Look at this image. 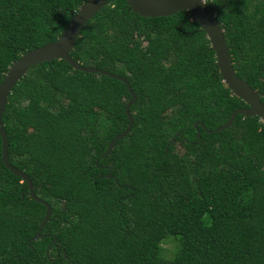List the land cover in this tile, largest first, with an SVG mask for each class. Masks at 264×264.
Returning <instances> with one entry per match:
<instances>
[{
  "label": "trees",
  "instance_id": "16d2710c",
  "mask_svg": "<svg viewBox=\"0 0 264 264\" xmlns=\"http://www.w3.org/2000/svg\"><path fill=\"white\" fill-rule=\"evenodd\" d=\"M206 1L237 75L264 103V0ZM86 2L0 0V84ZM70 55L129 81L134 125L102 157L129 126L126 84L64 60L27 72L3 115L9 160L53 212L33 240L46 207L2 162L0 135V264H264V122L239 114L221 132L195 128L248 106L189 13L143 18L110 0Z\"/></svg>",
  "mask_w": 264,
  "mask_h": 264
},
{
  "label": "water",
  "instance_id": "95a60500",
  "mask_svg": "<svg viewBox=\"0 0 264 264\" xmlns=\"http://www.w3.org/2000/svg\"><path fill=\"white\" fill-rule=\"evenodd\" d=\"M109 2L110 0H87V2L73 14L67 28L58 40L45 46L35 48L22 55L20 59L12 65L0 84V135L2 137V162L14 175L20 177L28 184L31 198L46 207L45 217L39 227L36 237L33 239L35 241L42 238V231L49 222L53 210L48 202L35 194L34 185L30 177L24 171L14 167L9 160V141L3 124V115L8 105V98L18 82L31 68L41 63L54 60H64L74 69L84 73L106 75L110 78L122 81L126 84L132 96L126 107L129 126L121 135L116 136L111 141L107 151L102 155V157L108 156L112 152L116 142L126 137L134 125L131 107L137 101V94L132 90L129 81L125 77L104 69L82 65L76 62L71 57L70 53L74 50L82 30L95 15L109 4ZM126 2L134 13L139 14L143 18L170 17L177 13L187 11L191 19L197 22L203 32L207 35L211 47L216 54L217 65L223 78V82L248 106L233 112L229 121L215 130H209L202 122H197L195 124L197 130L199 129V126H201L208 134L221 132L232 126L239 114L245 117L257 116L264 122V103L261 100V94L250 86L248 82L237 75L225 38V31L221 23L218 21L217 16L209 9L206 0H126ZM200 140L201 133L198 131V141ZM109 177L110 175H108V178ZM55 241L56 239L54 242Z\"/></svg>",
  "mask_w": 264,
  "mask_h": 264
},
{
  "label": "rangeland",
  "instance_id": "374dc122",
  "mask_svg": "<svg viewBox=\"0 0 264 264\" xmlns=\"http://www.w3.org/2000/svg\"><path fill=\"white\" fill-rule=\"evenodd\" d=\"M173 245L174 244L171 241H168L164 244V255L166 258H171L173 256Z\"/></svg>",
  "mask_w": 264,
  "mask_h": 264
}]
</instances>
